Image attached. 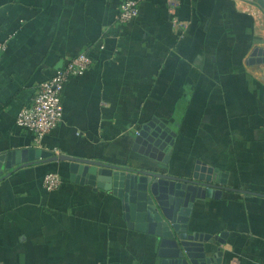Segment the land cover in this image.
I'll return each instance as SVG.
<instances>
[{
	"label": "crops",
	"instance_id": "crops-1",
	"mask_svg": "<svg viewBox=\"0 0 264 264\" xmlns=\"http://www.w3.org/2000/svg\"><path fill=\"white\" fill-rule=\"evenodd\" d=\"M121 1L0 0V154L38 147L185 176L199 160L224 186L195 196L188 215L189 231L210 236L208 264H264V54L252 53L264 50V10L137 0V15L119 22ZM172 15L188 21L181 33ZM80 51L91 62L65 81L61 120L41 137L18 126L39 83ZM153 117L173 132L167 162L133 149ZM68 163L3 162L0 264H161L159 237L136 228L131 206L71 180ZM48 171L61 177L51 190Z\"/></svg>",
	"mask_w": 264,
	"mask_h": 264
},
{
	"label": "water",
	"instance_id": "water-1",
	"mask_svg": "<svg viewBox=\"0 0 264 264\" xmlns=\"http://www.w3.org/2000/svg\"><path fill=\"white\" fill-rule=\"evenodd\" d=\"M255 1L264 10V0ZM253 54L264 50L254 49ZM264 60V57L261 58ZM151 120L141 124L133 138V149L150 158L167 162L173 144V133L163 122ZM152 127L154 129H152ZM141 144V145H140ZM68 160L71 180L85 181L119 196L124 206H131L136 228L159 237L161 264H208L203 233L188 230V215L195 196H219L221 188L213 167L198 160L189 176L156 169L123 166L67 154L54 155L41 148H23L0 154V170L10 163L29 164L37 161ZM239 189V188H235ZM248 191L246 189H240Z\"/></svg>",
	"mask_w": 264,
	"mask_h": 264
},
{
	"label": "built area",
	"instance_id": "built-area-1",
	"mask_svg": "<svg viewBox=\"0 0 264 264\" xmlns=\"http://www.w3.org/2000/svg\"><path fill=\"white\" fill-rule=\"evenodd\" d=\"M169 10L173 12L175 0H168ZM138 13L137 0H122L118 5L116 18L125 22ZM172 27L176 32H182L188 25L187 20H182L172 15ZM5 44L0 40V50ZM91 58L85 51H80L70 57L63 66L57 68L48 78L42 80L30 103L22 105L16 114L15 122L18 126L32 130L36 137H41L49 132L62 117V88L67 78L73 74H80L89 66ZM61 182L57 172L48 171L44 174L42 183L45 189L56 188ZM231 264H235L232 262Z\"/></svg>",
	"mask_w": 264,
	"mask_h": 264
}]
</instances>
